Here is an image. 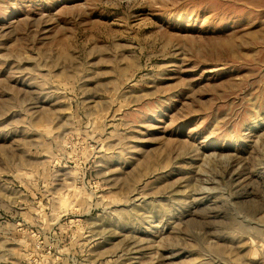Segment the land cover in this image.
<instances>
[{
    "label": "rangeland",
    "instance_id": "obj_1",
    "mask_svg": "<svg viewBox=\"0 0 264 264\" xmlns=\"http://www.w3.org/2000/svg\"><path fill=\"white\" fill-rule=\"evenodd\" d=\"M0 264H264V0H0Z\"/></svg>",
    "mask_w": 264,
    "mask_h": 264
}]
</instances>
